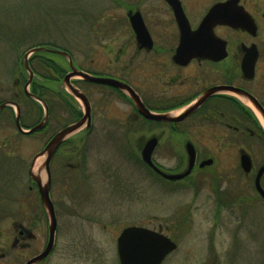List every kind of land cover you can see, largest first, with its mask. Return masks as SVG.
I'll list each match as a JSON object with an SVG mask.
<instances>
[{
  "label": "rangeland",
  "instance_id": "rangeland-1",
  "mask_svg": "<svg viewBox=\"0 0 264 264\" xmlns=\"http://www.w3.org/2000/svg\"><path fill=\"white\" fill-rule=\"evenodd\" d=\"M112 1L0 0V83L14 77L16 56L40 43L69 51L76 67L89 73L104 76L111 63L113 69L123 70L124 57H117L120 49L132 48L134 52L136 45L128 24L112 23L107 18V11L116 5ZM15 36L29 41L17 50L10 44ZM64 64L70 70L66 58ZM132 69H136V63ZM79 88L92 103V148L82 172L87 186L74 198L73 181L66 193L59 192L60 159H54L52 199L58 232L54 250L43 264H120L117 238L128 226L161 229L176 241L177 249L163 264H264V200L254 185L258 170L264 166V138L260 133L251 136L233 132L225 121L204 125L190 119L179 125L187 129L179 135L172 136L170 126L142 120L141 132L127 134L134 108L131 103L102 86L85 84ZM76 100L83 114V103ZM243 102L255 111L245 99ZM12 108L16 114L15 106ZM61 114L64 120L65 112ZM259 119L264 127L263 119ZM56 123L47 135H22L8 112L0 114V264H24L47 242L48 221L29 174L39 161L46 179L45 157L32 164L47 137L62 129H57ZM80 134L88 136L85 129ZM153 135L161 139L154 160L168 172L186 168L187 141L196 146L198 163L208 158L214 162L204 169L197 166L180 182L166 181L141 162L139 144ZM242 150L252 157L254 170L249 175L240 165ZM69 162L77 164L75 159ZM14 221L33 227L37 238L31 250L25 249L24 240L12 247L18 236Z\"/></svg>",
  "mask_w": 264,
  "mask_h": 264
},
{
  "label": "flooded vegetation",
  "instance_id": "flooded-vegetation-1",
  "mask_svg": "<svg viewBox=\"0 0 264 264\" xmlns=\"http://www.w3.org/2000/svg\"><path fill=\"white\" fill-rule=\"evenodd\" d=\"M112 3H116V5L110 7L107 11V18L112 21V23L128 24L136 47L135 49L133 48L134 52L131 51L132 48L128 49L122 47L117 57H124L123 60L126 66L123 67V70H115L111 63L107 66L104 77L119 80L132 87L143 104L150 111L157 114L168 113L174 116L183 113L190 104L200 99L208 91L220 88V90L212 92L204 104L183 121L163 122L146 119L139 112L132 98L127 93L111 86L92 83L94 86H102L111 89L115 93H117V91L119 93L120 91L124 95H119L124 97L126 101H128L127 103H131L130 105L134 106L133 111L129 114L132 120L129 125L130 127L127 129V134L141 132L140 121L142 120V122L146 124H148L146 121H149L153 122L152 124L155 125L163 124L170 126V131H173L172 136L179 135L183 134L187 129L174 128L172 126L173 124L181 125L190 119H196L198 121H225L233 132L242 134L247 133L251 136L256 135L257 129L255 127L252 128L245 124L243 126H241V124L236 125L229 121L248 117L258 119L256 108L246 98L236 94L234 89L247 92L264 108V0H113ZM114 11H116L115 15ZM179 17H183L185 21H188L192 31H196L200 28L202 23L206 22V28L203 34L206 43L203 52L207 53L209 55L208 57H193L187 64L176 62L181 38L178 21ZM137 18L141 19L145 24L153 41L152 48L141 46L138 42L136 33L132 27V19L134 20ZM228 23H237L240 26L235 27ZM162 40H166V42L160 43ZM222 45H224V47H222ZM252 47L255 48L253 50H255V52L257 51L258 56L252 77L249 78L242 70V62L247 54V50ZM253 50L251 52H254ZM224 53H226V56L220 58ZM120 62L117 63L121 66ZM134 63H136V69H132L131 71V67ZM92 74L103 76L93 71ZM134 78L136 79L135 81ZM225 87L230 89H225ZM244 99L253 106L255 111L250 110L248 105L243 102ZM241 106H243L246 111L243 110L242 112ZM66 126L62 127V129ZM92 127L93 116L91 103V125L88 128H84L85 131L87 130L88 136L79 135L84 129L70 136L59 146L51 162L52 166L55 158L60 159V172L58 177L60 186L59 192L61 190V193H66L68 185L73 181L72 187L75 188L71 191L73 198L77 193L79 194V192H81L80 190H83V188L87 186L86 180L82 179L85 178V176H82V172L85 170L88 154L90 155L89 148H92L89 140V136L92 135ZM153 136L158 138L157 150L160 146L161 139L160 136ZM145 143L146 142H142V144H139L141 151ZM187 143L193 144L191 141H187L185 150ZM194 147L197 153V159L193 171L197 166L199 169H204L207 166L201 168L199 165L205 159L198 163V151L195 145ZM242 151L245 152L244 150ZM68 152L72 153L71 157H67ZM154 153L152 157L154 163L162 171L171 173L154 160ZM71 159H75L77 164L69 162ZM141 162L145 164L142 157ZM148 168L156 176L166 181H181L167 180L156 173L152 168ZM253 170L254 166L250 173L245 174L249 175ZM69 177H71L70 183ZM51 180L53 181L52 170ZM82 180H84V183H82ZM52 186L51 184V198ZM67 193L70 195V192ZM52 201L54 203L53 199ZM73 211L75 212V210ZM44 213L46 219L44 220L47 223L48 217L45 209ZM13 225L18 230V236L15 238L12 247L16 248L19 243L24 240L25 249L31 250L32 242L37 238L36 234L32 231L33 227H24L21 224L18 225L16 221L13 222ZM156 231L165 234L161 229ZM48 238L49 232L47 242ZM47 242L43 250L46 248ZM41 252L32 255L25 263ZM6 255L7 254H3V257H6ZM49 257L50 255L36 264H43ZM169 257L170 256H168V258Z\"/></svg>",
  "mask_w": 264,
  "mask_h": 264
},
{
  "label": "water",
  "instance_id": "water-1",
  "mask_svg": "<svg viewBox=\"0 0 264 264\" xmlns=\"http://www.w3.org/2000/svg\"><path fill=\"white\" fill-rule=\"evenodd\" d=\"M178 21L181 32V38L178 46L176 62L180 64H187L193 57H198V56L208 57L209 55L203 52L206 43L205 38L203 36L206 28V22L202 23L200 25V28L197 29L196 31H192L190 25L188 24V21L187 20L185 21L183 17H179ZM228 24L235 27L240 26L237 23H228ZM132 27L136 33L137 40L141 44V46L152 48L153 41L143 21L139 18L134 20L132 19ZM222 47H224V45H222ZM253 49L255 48L252 47L247 50V54L242 62V70L249 78L252 77L258 56L257 51L255 52V50ZM45 50H49V49L45 47H35L30 49L24 56V66L29 74V79L26 85V91L29 96L40 102L45 110V116L41 121V123L30 129H24L20 121V115H21L20 107L12 102H5L0 105V112L6 107L15 106L16 108L15 124L19 132L26 135H30L44 129L47 125L49 118V109L47 105L39 97L31 94L29 89L34 77V73L29 64L30 57L32 54L36 52L45 51ZM252 50L254 52H251ZM50 51L62 55L68 60L70 70L66 73L63 79V84L65 85L69 93H71L76 99L81 100L84 106V114L82 118L79 119L77 122H74L63 128L62 130L58 131L48 141L44 149L40 153H38L33 160L32 167L34 166L35 161L39 157L42 156L45 157L43 168L45 169L46 172V179L42 180V178L39 175L33 172L32 168L30 170L29 175L31 180L36 184L38 188L41 203L47 213L49 238L46 248L39 255L32 258L25 264H36L43 261L50 255V253L55 247L58 220H57L54 203L50 195L51 162L54 158V155L58 150L59 146L66 139L78 133L82 129L90 127L91 125L90 100L84 92H82L78 87L74 85L73 80L81 79L89 83L107 85L119 89L127 93L132 98L137 109L146 119L154 120V121H163V122L183 121L194 111H196L202 104H204V102L212 94V92L216 90H220V88H217L208 91L200 99L190 104L180 115L174 116L168 113L157 114L150 111L143 104L138 94L129 85L113 78L96 76L77 68L74 65L72 56L70 55V53L66 51L58 50V49L55 50L50 49ZM225 56L226 53H224L220 58H223ZM225 89H230V88L225 87ZM234 92L240 95L241 97L246 98L256 108L257 112L262 117L264 122V108L257 102V100L243 90L234 89ZM157 145H158V138L152 136L150 139L146 141L141 151L142 160L147 166L152 168L156 173L160 174L163 178L171 181L182 180L188 177L192 173L197 159V153L193 144L187 143L186 145V153L188 157L187 167L183 172L180 173L164 172L154 163L152 157L154 151L157 148ZM213 162L214 160L210 158L202 161L199 166L203 168L205 166L212 165ZM240 165L245 173L248 174L252 171L253 162L251 156L248 153L242 152L240 156ZM263 175H264V166L260 167L255 178V189L262 199H264V187L262 185ZM177 247L178 244L174 240H172L169 236L163 234L160 231H156L142 226H128L122 230V232L117 238V254L120 264H163L166 258L170 254H172L177 249Z\"/></svg>",
  "mask_w": 264,
  "mask_h": 264
},
{
  "label": "trees",
  "instance_id": "trees-1",
  "mask_svg": "<svg viewBox=\"0 0 264 264\" xmlns=\"http://www.w3.org/2000/svg\"><path fill=\"white\" fill-rule=\"evenodd\" d=\"M28 41L29 40L27 39H22L16 36L10 38V44H13V46H15L17 50L23 48L25 43H28ZM35 47H45L49 49L32 54L29 60L30 67L34 73V77L30 85V93L43 100L49 109V118L47 125L43 130L40 131L44 135H47V133L50 132L52 123H56L55 121L58 122V124L56 123V127L57 129H59L62 126L64 127L68 125L69 122L77 121L82 116V112L78 107L77 100L66 91L63 84V78L69 69L64 64L65 57L50 51V49L65 50L62 47L50 43H40L29 46V48H27V50L23 52V55H21L20 52V54L16 56V64L13 65L15 70L14 77L8 83H0V105L5 102H12L19 106L21 109L20 121L25 129L34 127L41 123V121L43 120L45 111L42 104L29 96L26 91L29 74L27 73L25 66L22 64V59L26 51ZM75 83H77L79 85L78 87L81 88L82 85L85 84L93 85L82 80H77L75 81ZM119 94H121L122 96L124 95L120 91ZM243 110L246 111V109L241 106V111L243 112ZM6 112H8L10 118L14 119L15 121L16 114L14 109L12 107L4 108L0 112V114H5ZM62 112H65L64 120L60 116L62 115ZM146 122H148V124L153 123L149 121ZM215 122L216 121L214 120H199V124L202 123L204 125H211ZM230 122L236 125L241 124V126H243L245 124L252 128L255 127L256 129H258L256 134L260 133L264 138V131L262 126L259 124L258 119L248 117ZM172 126L179 129V124H173ZM56 132H58V130ZM56 132L51 133L47 137L46 142H48Z\"/></svg>",
  "mask_w": 264,
  "mask_h": 264
},
{
  "label": "bare ground",
  "instance_id": "bare-ground-1",
  "mask_svg": "<svg viewBox=\"0 0 264 264\" xmlns=\"http://www.w3.org/2000/svg\"><path fill=\"white\" fill-rule=\"evenodd\" d=\"M259 117L262 120V117L260 115H259ZM34 173L39 175L42 178V180H45V175H44V172L42 171V166H41V163L39 161L36 162V164H35Z\"/></svg>",
  "mask_w": 264,
  "mask_h": 264
}]
</instances>
